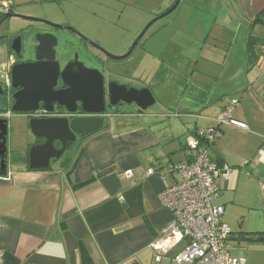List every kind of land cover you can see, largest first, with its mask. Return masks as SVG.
Listing matches in <instances>:
<instances>
[{
	"label": "crops",
	"instance_id": "1",
	"mask_svg": "<svg viewBox=\"0 0 264 264\" xmlns=\"http://www.w3.org/2000/svg\"><path fill=\"white\" fill-rule=\"evenodd\" d=\"M79 1L87 0H13V12L26 13L30 8L45 12L51 6L57 9L63 3L65 8ZM219 1L223 4L191 0L180 13L179 3L172 13L177 16L161 27L174 28L180 37H163L159 47L151 43L146 53L168 67L170 60L161 58L169 45L187 47V39L196 45L188 79L192 77L198 97L192 102L193 112H182L194 115L193 124L179 120L169 128L160 125L163 119H177L179 112L157 119L137 109H115L112 117L106 116L108 124L101 131L81 137L72 160L46 170H29L25 155L34 138L19 154L10 145L8 123L13 154L7 175L0 177L1 264H176L172 257L184 243L159 262L151 248L172 220L158 195L180 182L171 167L192 161L194 153L186 138L215 126V118L233 99L238 104L232 117L247 128L222 127L221 137L208 149L212 161L230 170L228 180L220 182L215 202L223 208L221 219L230 229V256L242 264H264V0ZM174 2L96 0L91 7L100 13L117 11L119 19L129 12L156 17ZM85 9L81 5L76 13H87L89 8ZM259 18L262 21L254 24ZM147 21L139 18L137 33ZM129 28L124 25V30ZM182 30L189 32L186 41L180 40ZM154 46L159 48L156 54ZM25 128L31 135L28 121ZM149 169L154 173L146 177ZM128 170L133 172L130 180L122 176Z\"/></svg>",
	"mask_w": 264,
	"mask_h": 264
},
{
	"label": "water",
	"instance_id": "2",
	"mask_svg": "<svg viewBox=\"0 0 264 264\" xmlns=\"http://www.w3.org/2000/svg\"><path fill=\"white\" fill-rule=\"evenodd\" d=\"M180 0L165 13L149 23L136 37L129 51L114 57L99 50L111 61L126 59L135 46L143 38L146 31L158 20L173 13ZM19 19L32 24H41L53 31L77 33L74 29L56 25L33 16H21L10 13L2 21ZM21 49V37L12 41L11 48L16 56L23 58L25 44L31 62H21L12 66L10 80L12 89H20L12 96L10 113L21 114L29 118L28 127L34 139H42L44 143L32 145L26 153L29 170H46L57 163L67 149L68 144L76 141L79 135H93L104 128V120L108 110H115L122 105H133L144 112L155 104L153 94L147 88H133L108 78L109 68L95 57H91L74 46L71 49L58 47V39L50 33L34 34L32 30L24 33ZM82 37V35H81ZM61 42V40H59ZM97 47V45H95ZM22 50V51H21ZM26 54V53H24ZM84 56L83 60H81ZM85 62L88 66L85 65ZM91 66V67H89ZM62 84L58 89V83ZM41 109L53 113L54 108H61L70 117H52L41 119L33 114ZM85 117H71L77 109ZM3 113V112H2ZM8 118H0V177H5L11 164L12 152L9 149ZM60 145V149L55 147Z\"/></svg>",
	"mask_w": 264,
	"mask_h": 264
},
{
	"label": "rangeland",
	"instance_id": "3",
	"mask_svg": "<svg viewBox=\"0 0 264 264\" xmlns=\"http://www.w3.org/2000/svg\"><path fill=\"white\" fill-rule=\"evenodd\" d=\"M92 1V3L91 0L79 1L80 3L78 5L74 4V6H65V8V4L62 3V6L60 8L54 9V6H51L52 9L49 10L46 8L47 10L45 12H41L36 8H30L25 11L26 13L22 11H14L13 13L21 16H27L23 14L29 13L35 18L45 20L56 25L72 28L75 30V32L80 33L84 38L91 40L95 45L99 46V48L106 52L108 55L118 57L123 56L126 54V52H128L130 47L133 45L136 37L149 23H151L154 19L167 11H164L156 17H150L149 13H138L136 12L137 10L131 7V9L138 15L129 12L125 16L123 15L121 19H119V12L117 11L102 13L98 11L96 12L95 10H93L94 8L91 7V5L96 2V0ZM188 2H191V0H180V6L177 11L179 13L180 11H183L185 9V4ZM104 4H106V2H104ZM219 4L222 5V1L218 0V5ZM81 5H84V7L87 9L89 8L87 13H76V8ZM55 6H58V4H56ZM139 6L145 7V4L141 3ZM14 10L16 9L14 8ZM55 13L57 15H54ZM140 14L144 16L140 17ZM176 16V14L171 13L168 16L155 22L146 31L143 38L139 41V43L133 49L132 53L126 59L121 61H110L112 72L116 74L115 77H113V80L133 88H147L153 94L156 100L155 104L146 111L142 112L144 113V115L151 114L152 116H156V118L158 119V116H160L161 114L175 115L178 112L181 114L179 115V117L177 116V119H163L164 122H162V124L160 125L167 126L168 128L170 123L171 125H173L176 124L179 120H186L190 124H193L195 122L193 114L187 115L184 113L182 114V112H193L194 106L192 102H194L198 97L192 77L190 76V79H188V76L191 75V70L194 69L192 67V64L189 62V59L196 55V45L189 43L188 39L187 47H179L174 43L172 45H169L165 50V53L163 54L164 56L161 58L162 61L170 60L171 65L168 66L166 64L168 67L161 66V62H157L156 60L147 58L146 55L148 51H151V43H157L159 47V41L163 37H171L175 34L177 35V38L180 37V33L176 32L174 28L164 27L162 29L161 27L167 21H172ZM139 18H143L144 21H148L137 33L139 27L135 26L139 24ZM1 19L2 17H0V20ZM67 23L69 25H67ZM27 24V22L19 19L6 20V22L0 29V35H4L6 31L9 33L19 31ZM124 25L130 26L128 31L124 30ZM135 31L136 33H134ZM57 32L60 39L73 42V37L70 36V32ZM180 32V40L186 41V37L189 36V32L183 30ZM124 39L126 43L122 42ZM128 44L130 45L125 53L119 55L121 52H124V49ZM60 48H62V45H60ZM155 48L156 47L154 46L153 50L156 54L157 51L159 52V48H156L157 50H155ZM6 56L7 51L6 46L4 45L2 46V48L0 47V65L2 62L5 63ZM129 109L133 110L136 109V107L133 105H122L117 108V110L124 112H129ZM195 112H197L196 109ZM113 114L114 112H110L111 117L113 116ZM26 121V117L21 114L11 113V117L9 118V122L12 126V144L10 145L12 146V148L17 149L16 152H19V154H21L20 152H22V150H25V144L32 141V136L29 135L26 130H24L26 129ZM107 124L108 119L105 118L104 126ZM153 127L156 128L157 125H154ZM182 142L184 143L185 139L182 138ZM81 143L82 138L79 135L76 137V141L74 143L68 144L66 151L57 163H63L66 162V160H72L76 156ZM52 165H54V163ZM216 204H218V201L213 203V205Z\"/></svg>",
	"mask_w": 264,
	"mask_h": 264
},
{
	"label": "built area",
	"instance_id": "4",
	"mask_svg": "<svg viewBox=\"0 0 264 264\" xmlns=\"http://www.w3.org/2000/svg\"><path fill=\"white\" fill-rule=\"evenodd\" d=\"M13 7V0H0V17L12 13ZM237 104L238 100H231L215 118V126L198 129L186 138L187 147L194 153L192 161L171 167L178 173L180 182L164 188L158 195L160 205L171 213L172 220L151 244L155 261L159 262L176 245L184 243L183 248L172 257V262L242 264L229 254L227 239L230 229L221 220L224 210L213 205L219 195L220 182L228 180L230 170L226 166L219 167L208 155L209 147L221 137L222 127L246 130V124L232 117ZM153 173V169H149L145 176ZM122 176L130 180L133 172L125 171ZM2 262L0 252V264Z\"/></svg>",
	"mask_w": 264,
	"mask_h": 264
},
{
	"label": "flooded vegetation",
	"instance_id": "5",
	"mask_svg": "<svg viewBox=\"0 0 264 264\" xmlns=\"http://www.w3.org/2000/svg\"><path fill=\"white\" fill-rule=\"evenodd\" d=\"M23 15H26V14H23ZM2 20H3V17L0 20V29L2 25L6 22ZM27 23L28 24L22 29H20L19 31H16L13 33H9L6 31L4 35H0V47L2 48V46L5 45L6 51H7L6 61L5 63L2 62L0 65V118H8V119L10 118L11 116L10 108L12 106V96L20 90V89L14 90L11 87L10 72H11L12 66L19 64L21 62H31V60H33V58L29 57V55L27 54V49H28L27 44H25L24 53L26 54L23 53V58L20 59L18 56H16L15 52L11 48L12 41L16 40L18 37H21V49H22V44H23V39H24L23 37H26L22 35H25L24 33H28L30 30H32L34 34L50 33L54 35L58 39V44H57L58 47H60V45H62V42H64L65 47L68 49H71L70 56H72L76 52V50L73 49V47L74 46L78 47V49L81 50V52L85 51V53L89 54L91 57H95L96 59L101 61L103 64H106V66L109 68V72H111V74L108 75L109 79L113 80V77H115L116 74L112 72V68L110 65L111 60L107 59V57L103 55V53L99 50V46L96 47L95 44L91 40H88L84 38L83 36L81 37V34L79 33H71L70 36L73 37L72 39L73 42H70L68 40L60 39L58 36V32L53 31L51 28L45 27L41 24H35V23L32 24L29 22ZM59 40H61V42ZM83 57L84 56H82L81 60L84 59ZM85 65L88 66L86 62H85ZM57 88L58 89L63 88L60 82L58 83ZM41 107L42 105L40 104L39 110L33 114V117L41 118V119H49L52 117H63V116L70 117L69 115H65L64 111L61 108L55 107L53 113L50 114V113L44 112L41 109ZM111 111L112 110L109 109L105 116L109 115ZM71 117H85V115L81 113L80 109L78 108L75 115ZM26 120L29 121V118L26 117ZM80 136L83 137V135H80ZM8 138H10L9 128H8ZM34 141H35V144L44 143V140L42 139H34ZM55 147L57 149H60V145L58 143H55Z\"/></svg>",
	"mask_w": 264,
	"mask_h": 264
},
{
	"label": "trees",
	"instance_id": "6",
	"mask_svg": "<svg viewBox=\"0 0 264 264\" xmlns=\"http://www.w3.org/2000/svg\"><path fill=\"white\" fill-rule=\"evenodd\" d=\"M258 21H262V20H260V18H259V19H254L253 23L255 24V23H257ZM263 23H264V21H263ZM67 146H68V145H67Z\"/></svg>",
	"mask_w": 264,
	"mask_h": 264
}]
</instances>
